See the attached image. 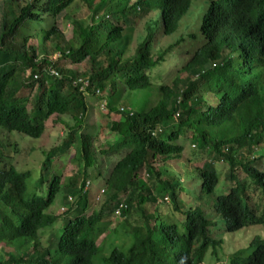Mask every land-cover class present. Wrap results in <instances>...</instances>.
<instances>
[{
	"label": "trees",
	"instance_id": "trees-1",
	"mask_svg": "<svg viewBox=\"0 0 264 264\" xmlns=\"http://www.w3.org/2000/svg\"><path fill=\"white\" fill-rule=\"evenodd\" d=\"M74 2L0 0V264H201L220 242L205 211L178 207L191 194L180 176L191 160L179 163L186 143L197 149L194 160L206 158L195 170L206 201L219 165L226 169L230 187L205 203L223 231L264 226V0H208L200 23L162 48L158 38L177 31L192 0H81L83 20L70 14ZM61 19L71 24L69 40ZM189 43L193 50L177 60ZM170 62L176 70L165 76ZM82 63V74L67 69ZM87 95L104 103L105 129L116 138L98 152L85 124ZM67 114L74 127L44 154L34 180L6 163V150L10 159L18 152L4 134L39 139L52 116ZM69 149L80 171L65 180ZM99 178L96 208L87 187ZM61 192L72 202L59 217L49 210ZM252 193L262 199L248 202ZM261 237L229 264H264Z\"/></svg>",
	"mask_w": 264,
	"mask_h": 264
},
{
	"label": "rangeland",
	"instance_id": "rangeland-1",
	"mask_svg": "<svg viewBox=\"0 0 264 264\" xmlns=\"http://www.w3.org/2000/svg\"><path fill=\"white\" fill-rule=\"evenodd\" d=\"M98 2V0H93V4L95 5ZM208 3V0H192L191 7L188 11V13L185 15V17L180 22L179 28L177 31L172 34L169 37H162L160 35L157 36L159 42L157 44V47L162 48L165 47L168 44H172L173 41L178 40L182 37L183 34H186L185 28L194 27L195 21L199 24L200 18L202 15V10L204 7H206ZM74 13V18L77 20H83L86 16L89 15L88 11L86 10L84 3L81 2V0H75L74 6L71 7L70 14ZM62 18V17H61ZM155 14H150L144 18L141 19L140 25L137 26L136 31L133 35L132 39V47L134 48L135 39L137 38V35H143L145 34V28L149 24L151 20H154ZM86 19L81 22L82 26H86L88 22H85ZM139 20L137 21V23ZM60 29L64 35V37L69 40L71 37V24L66 19H61L59 23ZM174 39V40H173ZM32 45L35 43L32 41ZM194 43H189L187 46H183L180 49L176 50V54L179 55L175 56L177 60L180 61L185 59V50L191 52L194 47ZM54 58V57H53ZM52 58V59H53ZM169 64V70H166L165 76L167 74H172L176 70V63L170 62ZM88 68L87 63H82L79 65H68L67 69H72L77 71L78 74H82L86 69ZM27 74V73H26ZM165 82H168V79H165ZM32 93L24 92L20 96H30ZM124 100V98H122ZM85 102L88 108V113L85 118V124L88 126L89 133L91 137H93V147L95 148L96 152L98 150H105L108 145H112L113 142L116 140L115 136L110 133L108 127L105 129V126L109 123V119L105 115V108L104 103L101 100H97L91 95H87L85 97ZM114 120H117L114 118ZM75 124V120L73 119V116L71 114L63 115V116H52L45 124V131L42 134V136L39 139H31L22 135H8L7 133L4 134V140L7 143H11L14 145V148L17 150V154H15L14 159H10V151L6 150L5 155V161L7 164H12L18 171L20 172H29L31 171V180H34L35 172L37 171V168L41 165L43 162V156L45 153L50 151L51 149L59 146L62 143V140L66 136V133H69V129L73 128ZM0 135H2L0 130ZM11 149V148H10ZM9 150V149H8ZM193 149L191 146V143H186L184 154L182 156L181 161H179L180 164L184 163L185 159H191L189 163H186V166L189 168L184 169L181 171V181L183 182L182 187L188 186L191 184V194L189 196H183L182 200L178 201V207L182 208L184 211H188L190 208L199 207L203 211H205V214L207 218L210 219V221H213L215 224L210 229V234L212 238L220 242V246L218 247H212L209 246L205 254L203 255L201 259V264H229L230 258L236 254L238 251L243 250V257L242 259L245 260L247 255L250 253L251 248L250 244L255 235H257L259 232L262 233V237L264 238V226H251L247 228H243L241 230L235 231V232H224L223 231V220L220 216L214 215L212 213V210L210 206H206L205 203H210L212 198L214 196H218L224 191L230 187V184L224 181V170L226 169L219 165V169H221L222 173L219 176V182L215 189V192L212 196H210L207 201L205 197L198 192L197 186H200L201 178L196 175V168H200L202 163L206 158H203L202 156H197L196 159L192 158L190 156V153H192ZM73 151L69 149L66 151L67 159L65 158L63 160V168H64V179L65 180H71L75 176L78 175V172L80 171L79 168H77L74 163H72L70 160L72 158ZM264 154V151H263ZM257 158V154L254 153L252 155ZM103 158H100L102 160ZM113 158L106 161L109 165L110 162H112ZM65 161V164H64ZM105 164L108 168L109 165ZM170 170H173V168L176 169V163H171L168 165ZM174 173V171H173ZM90 180V179H88ZM90 184L87 187L88 195L91 198L92 204L96 208H99L101 205V201L103 200L104 194H102L101 190L103 189V183L102 179L99 178L97 181L90 180ZM81 182V179H80ZM184 193V192H183ZM64 194L61 192L59 193L54 200L53 207L49 210V213L60 215L65 208L69 207L72 199H67L63 196ZM248 202L255 203L262 199L260 194H254L252 193L250 196L247 195ZM180 199V198H179ZM165 209V205L163 207ZM191 210V209H190ZM58 211V212H57ZM60 217V216H59ZM177 217V216H176ZM183 218V216H181ZM114 220V218H112ZM40 237V236H39ZM259 237V236H257ZM42 238V236H41ZM103 236L101 237V239ZM100 240V239H99ZM155 240V239H153ZM42 242V241H41ZM200 245H197L195 249H198ZM110 251V250H109ZM237 264H240L237 263Z\"/></svg>",
	"mask_w": 264,
	"mask_h": 264
},
{
	"label": "built area",
	"instance_id": "built-area-1",
	"mask_svg": "<svg viewBox=\"0 0 264 264\" xmlns=\"http://www.w3.org/2000/svg\"><path fill=\"white\" fill-rule=\"evenodd\" d=\"M36 78V77H35ZM86 86H88L87 82L84 83Z\"/></svg>",
	"mask_w": 264,
	"mask_h": 264
}]
</instances>
